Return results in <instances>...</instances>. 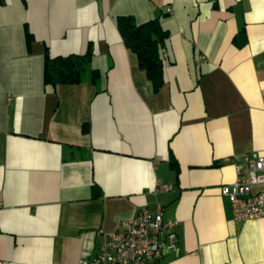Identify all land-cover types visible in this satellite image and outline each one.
<instances>
[{"label":"crops","instance_id":"crops-1","mask_svg":"<svg viewBox=\"0 0 264 264\" xmlns=\"http://www.w3.org/2000/svg\"><path fill=\"white\" fill-rule=\"evenodd\" d=\"M119 16L167 31L159 92ZM87 45L83 82L44 85L45 52ZM258 155L264 0H0V264H78L158 206L179 252L151 264H264V218L235 222L220 194Z\"/></svg>","mask_w":264,"mask_h":264},{"label":"built area","instance_id":"built-area-1","mask_svg":"<svg viewBox=\"0 0 264 264\" xmlns=\"http://www.w3.org/2000/svg\"><path fill=\"white\" fill-rule=\"evenodd\" d=\"M235 222L264 218V156L236 166V179L220 189ZM162 208H141L113 230H99L98 248L78 264H151L163 253L178 254L176 222L165 219Z\"/></svg>","mask_w":264,"mask_h":264},{"label":"trees","instance_id":"trees-1","mask_svg":"<svg viewBox=\"0 0 264 264\" xmlns=\"http://www.w3.org/2000/svg\"><path fill=\"white\" fill-rule=\"evenodd\" d=\"M117 31L119 32L125 48L135 57L138 68L144 72L151 83L152 90L157 93L163 87V48L168 38V33L163 29L158 19H152L137 24L131 16L116 18ZM27 47L33 36L25 33ZM85 53L67 56L50 57L44 53L43 83L54 88L56 85H77L84 81L87 67L90 63L92 50L87 45ZM91 79L97 78L96 70H91ZM82 126V131H86ZM174 167L175 162H171Z\"/></svg>","mask_w":264,"mask_h":264},{"label":"rangeland","instance_id":"rangeland-1","mask_svg":"<svg viewBox=\"0 0 264 264\" xmlns=\"http://www.w3.org/2000/svg\"><path fill=\"white\" fill-rule=\"evenodd\" d=\"M87 73V72H86ZM85 76H86V74H85Z\"/></svg>","mask_w":264,"mask_h":264}]
</instances>
